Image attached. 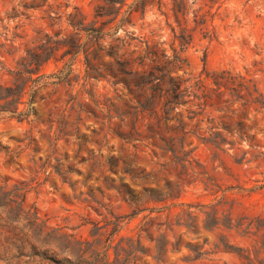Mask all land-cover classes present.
<instances>
[{
  "label": "rangeland",
  "instance_id": "374dc122",
  "mask_svg": "<svg viewBox=\"0 0 264 264\" xmlns=\"http://www.w3.org/2000/svg\"><path fill=\"white\" fill-rule=\"evenodd\" d=\"M30 1L0 0L1 86L12 85L13 72L36 45L38 32L65 28L49 27L48 13L65 22L77 8L89 21L104 5L103 0H48L51 9L25 10ZM128 7L133 11L125 30L134 40L121 50L124 60L139 72L168 68L186 82L183 87H191V95L202 86L198 94L207 96L208 107L192 120L188 112L198 111L197 100L177 109L185 131H196L184 141L194 170L183 171L145 139L121 142L111 130L118 120L108 123L83 81L73 80L83 76L81 58L72 65L69 83H56L52 75L64 62L52 60L32 76L42 77L35 101L27 107L28 92L18 108H29L28 115L17 119L0 113V195L12 192L0 208V264H48L40 256H26L31 246L78 264L81 243L95 239L94 224L107 233L119 224L111 262L117 245L127 252L129 246L139 248L128 257L122 253L118 264H247L223 244L252 259L264 241V107L256 102H264V0H125L116 20ZM89 85L85 90L111 105L114 115L128 100L122 85L95 80ZM72 96L75 101L67 104ZM85 103L96 114L81 111L78 104ZM210 133L224 142L215 147L198 139ZM109 158L116 161L111 169ZM124 164L132 175L123 173ZM126 189L140 202L130 203ZM143 190L155 191L163 201H147ZM168 194L172 197L165 198ZM136 207L146 210L132 217ZM151 208L163 210L151 213ZM186 211L196 229L175 225ZM206 213L216 214L219 226L204 229ZM226 218L243 225L228 229ZM249 222L263 230H245ZM20 246L25 256H18ZM188 246L201 256L194 259ZM258 259H264L263 252Z\"/></svg>",
  "mask_w": 264,
  "mask_h": 264
},
{
  "label": "trees",
  "instance_id": "16d2710c",
  "mask_svg": "<svg viewBox=\"0 0 264 264\" xmlns=\"http://www.w3.org/2000/svg\"><path fill=\"white\" fill-rule=\"evenodd\" d=\"M103 2L104 5L98 6L95 11V20H86V17L77 8H74L73 13L67 15L65 22H62L60 20L61 17L57 16V14L53 17L48 13L49 27H60L65 24V28L59 29L52 34L43 31L38 32L40 37L36 40V45L26 50L25 56L18 63V68L13 72L14 80L12 85H0V113L16 115L17 119L26 117L29 113V108H27L26 112H19L18 108L24 104L22 100L28 92L30 94L26 103L27 107L35 101L39 90L36 85L42 78L33 79L32 76L38 75L40 68L48 62L52 60L61 61L64 62L63 70L52 76L58 80L56 83H69L72 80L70 78L72 76V65L78 58H81L83 76L80 77L78 75L73 80L75 82L83 81L84 92L90 96L91 102L98 112H105V119L108 123L111 124L114 118L118 120L115 128L111 130L121 142L130 144L135 141L141 142L145 139L150 141L152 146L169 155L172 163L180 165L183 171L188 168L194 170L193 161L190 159L191 152L184 150V141L188 134L190 136L195 135L196 131H185L186 124L180 119V113L177 112V109L182 105L197 100L198 102L194 104V107L198 111L188 112L191 115L188 116V119L192 120L201 115L208 107L207 96L204 91L198 94L202 86L198 88L197 93L191 95L189 91L191 87H183L186 82L178 76H172V71L168 68L156 67L143 72L133 70L130 62L124 60L121 54V50L125 46H129L128 40H134L131 37V33L125 30V26L130 23L128 18L133 11L131 10L132 7H128L124 11L120 20H116L120 10L125 6V0H103ZM116 5H119V8H116ZM23 8L25 10L51 9L48 0H31L29 4L23 5ZM108 17L111 18L98 20ZM119 30L124 31L122 37L118 35ZM184 44L183 42L181 47ZM175 60L178 61L179 59L175 56ZM90 80H95L96 82L106 81L113 87L122 85L128 95V100L123 103V109L120 112L115 111L116 114L114 115L111 105L107 103L101 104L99 101L94 100L91 91L85 90ZM215 85L219 86L220 84L215 81ZM190 97H192V100H190ZM74 101L75 97L72 96L67 104H71ZM256 102L261 107H264V102L258 100ZM78 107L81 111L96 114L94 109H91L86 103L78 104ZM123 127L126 130L123 131ZM140 128L144 129L143 136ZM242 135L244 134H239V138L242 139L244 137ZM198 139L215 147H219L220 143L224 142V139L218 133H210L208 138L200 137ZM115 162L114 159L109 158L108 167L110 169L113 168ZM123 173L132 175L133 171L129 168V165H125ZM124 193L128 195L130 203L140 202L139 199L134 198L130 190L126 189ZM142 194L145 195L149 202L157 203L163 201L162 197L158 196L153 190H143ZM11 195L12 192L1 193L0 208L4 206L5 201ZM167 197L172 196L168 194L165 198ZM187 208L190 209L191 207L187 206ZM145 210L138 207L133 208L131 216L134 217ZM162 210L163 208L160 210L151 208L148 211L159 213ZM184 217L182 222L177 221L175 225L196 229L194 221H191V212L186 211ZM224 223L223 225L228 229L232 227L237 229L243 225L241 222H236L233 225L232 220L229 218H226ZM219 224L220 220L216 217V214L206 213V218L203 221L204 229L216 228ZM251 227H255L257 231L263 230L262 226L254 225L253 222H249L245 226V230ZM102 229L103 227L94 224L90 233L95 239L91 243H81L83 248L80 250L79 263L118 264L122 253L128 257L138 251V247L129 246V251L127 252L123 246L117 245L114 249L115 259L111 262L109 249L114 242L113 235L118 231L119 224H113L111 233L102 231ZM169 230L172 231V228ZM178 242L175 241L171 244L173 249H176ZM189 248L195 255L194 259H198L201 256V253H198L195 248ZM223 248L236 253L247 264H264V259H258L259 254L262 252L264 254V241L260 243L259 249L254 251L252 259L250 258V253L241 249H235L227 244H223ZM17 249L19 250L18 256H23L24 248L20 246ZM26 256L31 258L40 256L48 264H72L68 261L57 260L53 255H49L48 251L38 252L32 246Z\"/></svg>",
  "mask_w": 264,
  "mask_h": 264
}]
</instances>
